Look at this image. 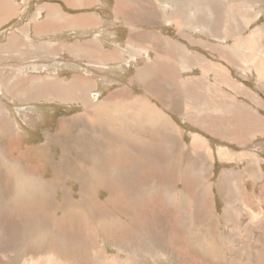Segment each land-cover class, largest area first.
Returning <instances> with one entry per match:
<instances>
[{
	"label": "rangeland",
	"instance_id": "1",
	"mask_svg": "<svg viewBox=\"0 0 264 264\" xmlns=\"http://www.w3.org/2000/svg\"><path fill=\"white\" fill-rule=\"evenodd\" d=\"M11 1L18 14L0 24V264H264L258 113L244 116L242 131L228 103L196 92L213 82L206 70L198 78L186 77L191 70L134 76L106 67L91 77L84 62L64 71L59 60L27 59L34 55L22 41L8 42L13 33L28 36L36 0ZM74 77L92 80L90 96L100 85L106 99L103 123L90 135L88 107L73 92L59 86L55 97L40 95L46 83ZM139 98L152 101V115ZM122 101L129 107H114ZM88 139L109 154L102 166L92 162ZM91 164L101 183L90 178Z\"/></svg>",
	"mask_w": 264,
	"mask_h": 264
},
{
	"label": "crops",
	"instance_id": "2",
	"mask_svg": "<svg viewBox=\"0 0 264 264\" xmlns=\"http://www.w3.org/2000/svg\"><path fill=\"white\" fill-rule=\"evenodd\" d=\"M11 6L16 7L11 0H0L3 22H11L18 14V8L13 13ZM215 21L217 33H213ZM27 25L23 33L28 36L21 34L25 38H20V34L13 33L8 42L12 45L22 41L28 54L34 55L27 59L59 60L64 71H76L79 62H84L85 76L91 77L106 67L121 68L134 76L185 77V71L191 70L186 77L198 78L205 77L206 70L213 82L207 89L201 83V91L197 93L208 94L213 102L228 103V111L238 118L236 123H241L242 131H248V121H242L244 114L249 120L250 116L256 118L258 112L256 119L264 122V0H36ZM39 45L43 47L41 52H38ZM198 69L201 74L194 75ZM57 75L60 78L62 74ZM74 81L60 82L68 85V93L73 92L79 98L83 89L91 94L92 80L87 82L89 88L80 86V92L73 86ZM99 86L91 97L80 98L95 125L89 135L103 123L101 114L106 102L100 100ZM45 89L54 93L60 91L46 85L41 89L45 96H51ZM94 93L99 99L94 100ZM91 98H94L93 106L85 102ZM143 100L147 111L144 113L152 115L149 109L155 107L154 104L147 98ZM120 103L114 107L128 106V102ZM240 103L247 109L239 108ZM87 145L92 162L99 160L102 166L105 155L101 146L96 148L89 139ZM97 166L91 164L86 169L92 172V180L101 183L97 173H93L99 171Z\"/></svg>",
	"mask_w": 264,
	"mask_h": 264
},
{
	"label": "bare ground",
	"instance_id": "3",
	"mask_svg": "<svg viewBox=\"0 0 264 264\" xmlns=\"http://www.w3.org/2000/svg\"><path fill=\"white\" fill-rule=\"evenodd\" d=\"M11 8V10H12V12L14 13L16 10H17V7H13V6H11L10 7ZM77 16V15H76ZM85 16V15H84ZM88 17V16H87ZM72 18V17H71ZM81 18V17H80ZM69 19V18H68ZM77 19V18H76ZM75 19V20H76ZM84 19V18H83ZM5 20V18H2V19H0V23L1 22H3ZM69 21V20H68ZM82 22V21H81ZM83 23V22H82ZM88 23V22H87ZM91 24V23H90ZM65 27V26H64ZM147 33V32H146ZM143 35H145V34H143ZM150 35V34H149ZM152 36V35H151ZM168 36V35H167ZM132 37H133V35H132ZM140 37H141V35H140ZM167 39V38H166ZM210 43V42H209ZM170 46H171V44H170ZM163 49H165V48H163ZM95 50V49H94ZM98 50V49H97ZM106 50V49H105ZM161 51V50H160ZM163 51V50H162ZM161 51V52H162ZM156 52V51H155ZM160 52V53H161ZM94 53H95V51H94ZM99 54V52L97 53V55ZM122 53H120V55H121ZM157 54V53H156ZM93 55H95V54H93ZM101 55V54H100ZM158 55V54H157ZM160 55V54H159ZM122 57V56H121ZM174 57V56H173ZM177 57V56H176ZM94 59V58H93ZM161 59V58H160ZM100 61V60H99ZM195 62V61H194ZM148 65V64H147ZM213 66V65H212ZM202 67V66H201ZM203 70V69H202ZM138 73V72H137ZM135 75V74H134ZM137 76H138V74H137ZM25 77V76H24ZM56 78V77H55ZM136 78V77H135ZM138 78H140V76L138 77ZM160 80V79H159ZM61 80H57V81H50L49 83H46L44 86L46 87V85H49L50 87H52V88H54L56 91L57 90H60V88L56 85V84H54V83H58V85L61 87V86H65V88L66 87H68V85H66V84H63L62 82H60ZM54 82V83H53ZM166 82V81H165ZM18 83V82H17ZM198 83V82H197ZM19 84V83H18ZM140 84V83H139ZM20 85V84H19ZM73 86H75L76 88H78L79 89V92L82 90H80V86H82V87H84L85 89H87V88H89V85L87 84V82H84L83 80L82 81H80L78 78H75V81L73 82ZM213 86V85H212ZM196 87V86H195ZM176 88V87H175ZM213 88V87H212ZM63 89V88H62ZM61 89V90H62ZM45 90H47V89H45ZM123 90V89H122ZM120 91V90H119ZM18 92V91H17ZM39 92V91H38ZM62 92V91H61ZM94 92V91H93ZM134 92V91H133ZM8 93V92H7ZM44 92L43 91H41V93H40V95L41 94H43ZM45 93H48L49 95H51V96H53V97H55V94L56 93H58V92H56V93H54V92H51L50 90H47V92H45ZM129 93V92H128ZM15 94V93H14ZM39 94V93H38ZM59 94H60V92H59ZM78 94V93H77ZM97 95H98V93H96ZM39 95V96H40ZM89 95V96H88ZM94 96H95V93L93 94ZM59 96V95H58ZM78 96H79V94H78ZM84 96H88V97H91L90 96V92H88V91H84V89H83V91H81L80 92V98H82V100L83 99H85L84 98ZM14 97V96H13ZM64 97V96H63ZM75 97H77V96H75ZM96 98L94 99V98H91V99H87V100H85V102H86V104L87 105H89V106H93V104L95 103L94 101H92V99H94V100H96V99H99V97L98 96H95ZM135 97V96H134ZM168 97V96H167ZM171 97H173V96H171ZM171 97H169V98H171ZM177 97V96H176ZM179 97V96H178ZM15 98V97H14ZM57 98H59V97H57ZM255 98V97H254ZM110 99V98H109ZM140 99V98H139ZM113 100V99H112ZM111 100V101H112ZM141 100V102H143V103H145L146 104V102L143 100V99H140ZM139 100V101H140ZM149 100V99H148ZM147 100V101H148ZM172 100V99H171ZM170 100V101H171ZM176 100V99H175ZM256 100V99H255ZM98 101V100H97ZM114 101V100H113ZM112 101V102H113ZM138 101V102H139ZM105 102H106V99H105ZM151 102V101H150ZM167 102V101H166ZM82 103V102H81ZM109 102H108V100H107V104H108ZM117 103V102H116ZM171 103V102H170ZM97 104V103H96ZM106 104V103H105ZM110 104V103H109ZM121 104V103H120ZM144 104V105H145ZM99 105V104H98ZM110 105H112V104H110ZM114 105H116V104H114ZM143 105V106H144ZM185 105V104H184ZM109 107V106H108ZM119 107V106H118ZM127 107H129V106H126V107H124V109L125 108H127ZM144 107H146V106H144ZM148 107V106H147ZM102 108H103V106H102ZM111 108V107H110ZM113 108V107H112ZM116 108H117V106H116ZM97 109V108H96ZM99 110H100V108H98ZM106 109V108H105ZM129 109V108H128ZM142 109V108H141ZM149 109V108H148ZM109 110V109H108ZM113 110H114V108H113ZM112 110V111H113ZM143 110V109H142ZM96 111V110H95ZM101 111V110H100ZM99 111V113H102V112H100ZM146 111V110H145ZM190 111V110H189ZM96 112H98V111H96ZM107 112V111H106ZM126 112V111H125ZM147 112V111H146ZM145 112V113H146ZM99 113H98V115H99ZM109 113V112H108ZM116 113V112H115ZM121 113V112H120ZM258 113V112H257ZM8 114V113H7ZM117 114V113H116ZM232 114V113H231ZM255 114V113H254ZM103 114H101V116H102ZM105 115H106V113H105ZM108 115V114H107ZM111 115V114H110ZM139 115V114H138ZM144 115V114H143ZM113 116H115V115H113ZM120 116H122V114L120 115ZM245 116V115H244ZM106 117V116H105ZM135 117H137V115H135ZM246 117V116H245ZM95 118V117H94ZM101 118V117H100ZM107 118H109L108 116H107ZM117 118H119V116H117ZM116 118V119H117ZM231 118V121L233 122V120H234V116L233 117H230ZM236 119V118H235ZM99 120V119H98ZM114 120V119H113ZM5 121V120H4ZM115 121H117V120H115ZM234 121H236V120H234ZM85 122L87 123L86 124V126H88V125H90L91 127H94L95 125H94V121L92 120V117L90 116V115H88V113H85ZM98 122H100V121H98ZM238 122V121H237ZM240 122H242V121H240ZM259 123V122H258ZM99 124V123H98ZM229 124L231 125V123H230V121H229ZM233 124V123H232ZM241 124V123H240ZM247 124V123H246ZM4 126V125H3ZM84 126V125H83ZM239 126V125H238ZM82 127V126H81ZM89 127V126H88ZM6 129H7V127H5ZM80 128V127H79ZM99 128V127H98ZM103 128V127H102ZM109 128V127H108ZM217 128V127H216ZM81 129V128H80ZM93 129V128H92ZM91 129V130H92ZM100 129V128H99ZM111 129V128H110ZM88 130V129H87ZM94 130V129H93ZM107 131V130H106ZM113 131V130H112ZM219 131V130H218ZM8 132V131H7ZM84 132V131H83ZM87 132H89V130L87 131ZM104 132V131H103ZM110 132H111V130H110ZM109 132V133H110ZM117 132V131H116ZM8 134V133H7ZM107 134H108V132H107ZM117 134V133H116ZM236 134V133H235ZM2 135H3V131H2ZM111 135V134H110ZM120 135V134H119ZM1 136V135H0ZM17 136V135H16ZM99 136H101L100 134H99ZM127 137V136H126ZM97 138H99V137H97ZM105 138H108V137H105ZM63 139V138H62ZM120 139H121V137H120ZM127 139V138H126ZM145 139V138H144ZM168 139V138H167ZM193 139V138H192ZM196 139V138H195ZM198 139H199V137H198ZM148 139H146V141H147ZM101 141H103V140H101ZM241 141V140H240ZM103 143V142H102ZM107 143V142H106ZM105 143V144H106ZM126 144V143H125ZM40 145V144H39ZM98 145V144H97ZM96 145V146H97ZM124 145V144H123ZM131 145V144H130ZM145 145V144H144ZM36 147V146H35ZM38 147V146H37ZM40 147H42V146H40ZM124 147V146H123ZM122 147V148H123ZM46 148V147H45ZM97 148V147H96ZM207 148V147H206ZM85 149H87V148H85ZM105 149V148H104ZM126 149V148H125ZM46 150V149H45ZM67 150H69V149H67ZM109 151V149H106V151ZM118 150H120V149H118ZM123 150V149H122ZM43 151V150H42ZM47 151V150H46ZM71 151V150H70ZM85 151V150H84ZM121 151V150H120ZM125 151V150H124ZM72 152V151H71ZM96 151H94V153H95ZM101 152V151H100ZM114 152V151H113ZM85 153H86V151H85ZM110 153V152H109ZM124 153V152H123ZM241 153V152H240ZM103 154H104V152H103ZM105 154H107V153H105ZM104 154V155H105ZM128 154V153H127ZM2 155V154H1ZM97 155V154H96ZM108 156H109V154H107ZM93 156V155H92ZM149 156V155H148ZM98 157V156H97ZM96 158V157H95ZM210 158V157H209ZM2 159V158H1ZM241 159V158H240ZM99 161V160H98ZM145 161V160H144ZM125 162H126V160H125ZM21 163V162H20ZM19 163V164H20ZM130 163V162H129ZM140 163V162H139ZM12 164H13V161H12ZM130 165V164H129ZM18 166V165H17ZM22 166V165H21ZM131 167V166H130ZM16 168V167H15ZM122 169H124V167L122 168ZM101 170V169H100ZM125 170V169H124ZM134 171V170H133ZM14 173H15V171H14ZM32 173V172H31ZM17 175H18V173H17ZM17 175H15V176H17ZM167 175V174H166ZM136 176V175H135ZM99 177V176H98ZM138 177V176H137ZM260 177V176H259ZM47 178V177H46ZM50 178V177H49ZM102 178V177H101ZM51 179H53V178H51ZM16 180V179H15ZM35 180V179H34ZM49 181V180H48ZM53 181V180H52ZM133 181V180H132ZM19 182V181H18ZM50 184V183H49ZM188 186V185H187ZM192 188V187H191ZM192 190H193V188H192ZM55 191V190H54ZM118 191V190H117ZM116 191V192H117ZM67 193H69V192H67ZM66 194V193H65ZM135 194V193H134ZM69 196V195H68ZM64 198H66V197H64ZM68 198V197H67ZM19 199V198H18ZM72 201H74L73 199H72ZM99 201V200H98ZM77 202V201H76ZM73 205V204H72ZM71 205V206H72ZM73 208V207H72ZM251 208V207H250ZM71 209V208H70ZM252 209V208H251ZM4 210V209H3ZM74 211V210H73ZM72 211V212H73ZM68 213V212H67ZM69 213H70V211H69ZM79 213V212H78ZM71 214V213H70ZM73 214V213H72ZM68 215V214H67ZM75 215H77V214H75ZM63 217V216H62ZM70 217V216H69ZM75 217H73V219H74ZM10 220H11V218H9ZM63 220V219H62ZM64 220H65V218H64ZM116 220V219H115ZM58 221V220H57ZM68 221V220H67ZM116 222V221H115ZM58 223V222H57ZM101 224V223H100ZM115 224V223H114ZM1 226V225H0ZM261 226V225H260ZM24 227V226H23ZM1 228H3V227H1ZM59 228V227H58ZM63 230V229H62ZM59 231V230H58ZM62 232V231H61ZM65 233V232H64ZM66 233H67V231H66ZM3 234V233H2ZM5 236H7V235H5ZM9 238V237H8ZM11 241V240H10ZM12 242V241H11ZM11 242H10V244H11ZM8 243V242H7ZM10 246V245H9ZM97 256H99V255H97ZM116 258V257H115ZM131 259V258H130ZM135 260V259H134ZM123 261V260H122ZM197 264V263H196Z\"/></svg>",
	"mask_w": 264,
	"mask_h": 264
}]
</instances>
